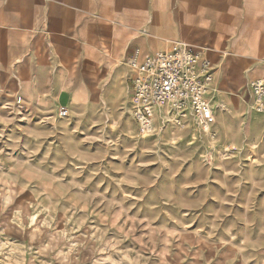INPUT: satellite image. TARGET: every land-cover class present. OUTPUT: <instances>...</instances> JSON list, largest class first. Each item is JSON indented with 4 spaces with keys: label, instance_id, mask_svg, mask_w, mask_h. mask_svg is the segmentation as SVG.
Wrapping results in <instances>:
<instances>
[{
    "label": "rangeland",
    "instance_id": "1",
    "mask_svg": "<svg viewBox=\"0 0 264 264\" xmlns=\"http://www.w3.org/2000/svg\"><path fill=\"white\" fill-rule=\"evenodd\" d=\"M129 98L49 120L0 94V264H264V157L216 120L140 134Z\"/></svg>",
    "mask_w": 264,
    "mask_h": 264
},
{
    "label": "crops",
    "instance_id": "2",
    "mask_svg": "<svg viewBox=\"0 0 264 264\" xmlns=\"http://www.w3.org/2000/svg\"><path fill=\"white\" fill-rule=\"evenodd\" d=\"M175 42L211 65L224 146L264 157V113L249 110V85L264 80V0H0V94L43 119L100 120L126 105L130 61Z\"/></svg>",
    "mask_w": 264,
    "mask_h": 264
},
{
    "label": "built area",
    "instance_id": "3",
    "mask_svg": "<svg viewBox=\"0 0 264 264\" xmlns=\"http://www.w3.org/2000/svg\"><path fill=\"white\" fill-rule=\"evenodd\" d=\"M129 65L136 71L131 82L130 111L140 134L152 132L155 115L163 107L176 128H186L193 121L202 133H211L213 108L206 94L212 69L201 51L175 42L168 51L157 52L139 65L132 60ZM249 89L255 111L264 113V80L251 82ZM59 117L67 118V112L61 109Z\"/></svg>",
    "mask_w": 264,
    "mask_h": 264
},
{
    "label": "bare ground",
    "instance_id": "4",
    "mask_svg": "<svg viewBox=\"0 0 264 264\" xmlns=\"http://www.w3.org/2000/svg\"><path fill=\"white\" fill-rule=\"evenodd\" d=\"M251 92V91H250ZM252 94V93H251ZM254 99V98H253ZM254 110H255V101H254ZM159 114L163 115L162 117H164V120L167 121V123L169 122V116L166 113V108L163 107L160 111Z\"/></svg>",
    "mask_w": 264,
    "mask_h": 264
}]
</instances>
